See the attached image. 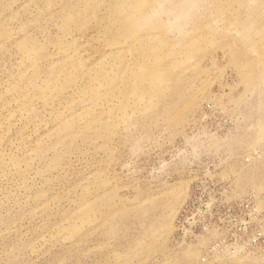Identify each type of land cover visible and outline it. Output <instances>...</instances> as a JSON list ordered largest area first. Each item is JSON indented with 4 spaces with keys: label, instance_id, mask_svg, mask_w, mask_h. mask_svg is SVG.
<instances>
[{
    "label": "rangeland",
    "instance_id": "374dc122",
    "mask_svg": "<svg viewBox=\"0 0 264 264\" xmlns=\"http://www.w3.org/2000/svg\"><path fill=\"white\" fill-rule=\"evenodd\" d=\"M0 264H264V0H0Z\"/></svg>",
    "mask_w": 264,
    "mask_h": 264
}]
</instances>
